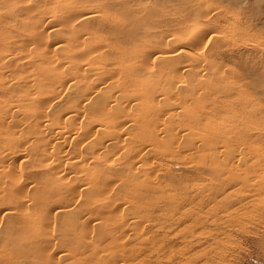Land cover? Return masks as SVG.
Here are the masks:
<instances>
[{"label":"bare ground","instance_id":"6f19581e","mask_svg":"<svg viewBox=\"0 0 264 264\" xmlns=\"http://www.w3.org/2000/svg\"><path fill=\"white\" fill-rule=\"evenodd\" d=\"M149 1L0 0V264L142 261L144 243L136 247L126 243L105 254L104 242L130 238L132 225L141 229L146 218H153L150 213L156 203L145 202L152 200L166 176L170 179L175 171L169 164L163 165L165 160L169 156L174 162L180 157L186 164L193 160L184 161L180 145L187 140L175 132L198 129L201 133L200 122L207 119L203 113L212 112L204 110L202 118L188 104L194 105L196 100H201L195 102L198 106L208 104L206 83L210 85L209 75L216 69L221 77L214 76L215 81L232 83L216 60L224 52L221 47L205 53L216 34L208 35L214 25L206 7L197 6L191 24L177 15L181 22L176 20L172 9L162 18L160 0ZM257 66H244L235 78L247 83L251 92L262 87L259 91L264 93V67ZM233 86L224 94H232ZM186 111L191 114L182 116ZM177 115L184 118L175 119ZM219 131L221 135L223 131ZM194 132L191 150L195 155L201 146L211 150V155L213 151L219 154V146H227L225 140L206 131L197 142ZM245 135L238 144L246 142ZM194 154V159L199 157ZM188 156L186 159L192 157ZM224 159L227 165L228 158ZM204 164L188 167L202 176L210 172ZM154 220L151 225L159 222ZM132 229L131 233L137 228ZM138 232L136 239L143 238L145 234Z\"/></svg>","mask_w":264,"mask_h":264},{"label":"rangeland","instance_id":"374dc122","mask_svg":"<svg viewBox=\"0 0 264 264\" xmlns=\"http://www.w3.org/2000/svg\"><path fill=\"white\" fill-rule=\"evenodd\" d=\"M155 1L156 0H152L149 1L148 3L155 4ZM166 1L160 0L161 2L160 10H161L162 18L163 17L165 18L166 11L172 9L171 11H173V13L175 12L174 15L176 20L180 19L182 22H189L193 24L191 21L192 18L193 19L196 18L197 15L196 12L198 11L197 6H200L199 8L203 6L202 8L203 10L206 7L205 11L206 12L209 11L211 21L213 22L212 26L213 25L215 26L212 27L213 31L215 29L214 32H212V28L211 29L209 28L211 32L208 30V35L211 33H216V34H213L214 42L211 43L208 48L207 47L205 48L206 49L205 53L206 54L208 53L207 49L213 47H221V49L224 52L222 53V55H220L221 57L218 56L217 57L218 59L216 60L217 61L219 60L218 61L219 66L222 67L223 69L219 68V66L218 68L219 71H221L222 69L223 70L222 73L226 74L228 77L232 79V83L230 85H234L233 86L234 90L232 89L233 90L232 91L230 89V91H232V94H230L231 92L224 94V92H227L224 91L225 89L229 91V89L227 88H229L230 85L227 84L225 80L224 82L215 81L217 77L218 80L219 77H221V75L220 76L217 75L218 72L216 73V71H218V69H216L217 65H215V68L213 66L211 68V71H213V68L214 70L216 69V71L213 72L214 74L212 73V75H209L211 81L210 85H212V87L208 85V83H206L207 91L209 92L208 93L209 97H211V98L208 97L207 99L204 98L208 104H205L203 100L202 102L205 105H203L202 107L205 108H202L200 105L201 103L199 104V106L198 104H195L196 101L198 103L201 102V100H196L194 101L195 106L193 105L192 102L189 103L188 106L191 107V111H193L197 116H201L200 113L205 112L204 110L207 109L208 110L210 109L209 111L212 112L215 111L217 113L215 114V112H213V117L211 115L212 112L203 113L205 114V116H207V119L205 118L206 122L205 121H202V123L200 122V126H203V130L202 127L199 126V130L200 129L202 130V131L200 130L201 133L196 128L197 131L195 130V132L198 135L196 136L195 139H197V142L200 141L201 134L202 133L205 134L206 131V134L210 136H214L215 138H218L220 141L225 140V143L227 144V146L225 147L226 150L221 149L224 148L225 146L224 144L222 146H219L218 148L220 149L219 154L221 155L214 154V151L213 154L216 155V157L218 156V158H220L219 161L222 160L225 161L224 159L225 157L226 159L228 158L227 159L228 161H227V165H225V162L223 161L221 162L222 163L221 164L215 156H212L213 154L211 155L212 151L202 149L205 148L203 146L198 148L199 152L196 150L198 152L197 154L199 155H195L196 152L195 151L193 152L191 150L192 149L191 141L194 140V139L191 140V137H192V132L194 131L175 132L174 130L175 134L179 138L183 140H187L186 145H184L183 143V145H180V147L184 148L183 149L184 151L182 153L183 158L185 159L184 161L186 160L188 161L192 158L193 160H190V162L193 161L192 165L190 162L189 165L187 161H186L187 164L183 161L182 163L180 161L182 160V157L177 158L179 160L177 161L175 160L174 162L172 160L173 158H171L170 156L169 158H167V156H165L168 160L166 159L165 160L166 162L164 161L165 163L163 165L165 166L166 164H169L171 166L170 170L173 171L175 169V171L173 172V175L172 177H170V179L166 175L163 176L164 178L161 176L163 178V179L161 178L162 182H164L165 176L167 177L166 178L167 181L164 182L165 184L164 183L160 184L161 185L159 186L160 191L156 190L157 194L152 198V200H149L148 198L145 202V203L150 202L148 203L150 205H153L155 203L157 204V206L159 205L158 206L159 208L157 207L159 210L156 208V204H155L154 208L152 207V209L154 210L151 213L148 211H151L152 209L146 211L147 214L150 213L153 215V218L155 219L154 221L159 219V222L157 220L151 225V223L153 222L151 220L153 218H150L151 220L149 218H146V221H144V224H142L141 229H138L137 226L132 225L138 230H141L140 232L145 234L144 236L142 235L143 238L136 239L135 235L137 234L138 230L134 228L135 230H137V232L135 233V230L132 229L131 226V228H129L130 230H128V234L130 238H126V237H124L125 239L120 238L121 240L118 239L116 240V242L108 241L107 242L108 244L104 242L105 245L104 247H106V249L103 248V253L108 254V252L118 251L122 249L124 247V244L126 243H127L126 246L136 247L139 246L137 245V243L140 242L139 243L140 246L144 243V247H145L142 250L141 253L142 255L139 258L142 259L143 261V262L141 261L140 264H157V263L158 264H264V184H263L264 183V137H263L264 136V93H260V91H262V87H259V89L256 90V91L260 90L259 93L256 91H255L256 93L254 91L251 92L250 90L252 89H250L251 87L247 83L242 82L243 80H241V78L239 79V77L235 78L236 77L235 74H238V71L239 70L241 71L242 68L246 65L249 66L250 64H255V65L258 64V66H260L259 68L262 69L264 67V0H172V1L168 0L167 2ZM169 5L171 6V8ZM166 7L169 8L167 9ZM176 15L178 19L176 18ZM216 35L219 36L216 37ZM238 55L240 57H238ZM234 56L236 58L233 59ZM221 62L223 64H220ZM211 71L209 72V74H211ZM214 76H216V79H214L215 78ZM259 77L261 78V76ZM238 79L241 81L238 82L239 81ZM262 79H260V81H262ZM249 81H251V79ZM215 82L217 84L216 87L214 86ZM261 83H263V81ZM213 87H215V89ZM211 88L212 90H210ZM216 88H218L219 91L222 92H219L218 90H216ZM200 89L202 88L200 87ZM184 94H186L185 95L186 97L187 92H185ZM221 95L223 97H221ZM182 96L180 97V99L183 102L184 99ZM208 99L212 101H209ZM210 104L212 106H210ZM216 110H218V112ZM207 113L211 117L208 116ZM181 114H183L182 116L186 117L185 114L190 115L191 113L186 111L185 113L181 112ZM180 116L181 115H177L176 116L177 118L175 117V119L182 120L184 118ZM201 117L203 118L204 116ZM202 118L201 120H203ZM215 120L217 123L214 122ZM218 124L220 127L222 126L221 129L220 127H218V129L220 131L222 130L224 132V135L226 134L225 135L227 137L226 139L224 135L221 136L223 132L221 133L217 129ZM233 127H234L233 130L234 132L231 131ZM240 127L241 128L243 127L242 129L244 131L242 129L239 130ZM247 128L248 129L251 128L250 131ZM257 128L258 130H255ZM179 129H181V127H179ZM237 129L239 130L238 132L235 131ZM252 129H254L256 132H254ZM262 129H263V133H262ZM218 131L219 133H221V135L217 133ZM215 133L217 136L215 135ZM230 133L232 135H230ZM238 134H240L241 136L247 134L244 136L245 138H243L246 141L242 143L244 144V146L242 144H238L241 141L238 139L242 138L241 136L239 137ZM229 135L232 138H230ZM254 135H257L260 138L257 136L254 137ZM227 139L235 140V142L230 141L231 144L230 145L228 143L229 140ZM256 140L258 141L261 140V141H259L258 143V141ZM240 145L243 146V149L242 146ZM183 146L188 147L187 151ZM232 147L234 150L232 149ZM229 148L232 149V151L230 150V152H232L230 153L232 156L231 159L234 160L236 158H239L240 161H238V159L234 160L235 162H233V160H230L231 156L229 157V152H228ZM239 148L242 151L244 149L246 150L242 152L240 151ZM237 149H239L240 153L238 152ZM164 151L168 152L166 148L164 149ZM185 151L190 154L188 153L185 154L184 153ZM236 151L240 155L235 153ZM192 152L193 154L195 153L194 154L195 156H199V157L198 158L195 157L194 159ZM225 152H227V154H225ZM233 153H235L236 155ZM184 154L186 156L192 155V157L186 159L187 157H185ZM224 155L226 156L224 157ZM247 155L250 157V159H247L248 157ZM256 155H259L260 157L258 156L259 157L258 158ZM242 156L243 158L241 159L240 157ZM196 158L197 160L201 159L199 160L200 162L199 161L197 162ZM194 161L197 163H195ZM230 162H232L233 164H231ZM258 162L261 164V166L259 165ZM204 163H207L206 165H208L210 172L206 175L203 174L202 176H200L199 174L194 172L193 169L205 165ZM237 163H239L240 165ZM223 164L226 166L225 168ZM188 166L192 167L193 169H190ZM256 167L258 170L256 169ZM184 169H186V171H184ZM176 170H178V172ZM185 172H188V174H186ZM255 174L257 176H255ZM176 176H180L182 178L181 179L182 181L183 180L185 181L186 179L187 180L186 182L183 181L184 183H182V181L178 179L180 177H178L177 179L181 181L180 183V181L176 179ZM198 176L200 178L196 179V177ZM168 179L170 181H168ZM175 181L177 182L176 184ZM158 197L163 200V201L161 200L162 204ZM158 201L159 204L157 203ZM144 226H147V228ZM131 229L134 230L132 231V233H131ZM129 239L130 241H128ZM1 254L3 253L0 250V255ZM5 254L6 253L4 252V255Z\"/></svg>","mask_w":264,"mask_h":264}]
</instances>
